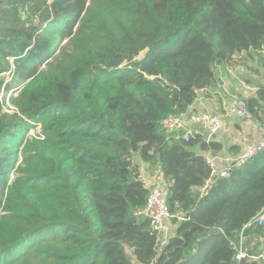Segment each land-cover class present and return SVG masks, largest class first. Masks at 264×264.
Instances as JSON below:
<instances>
[{
  "label": "trees",
  "instance_id": "trees-1",
  "mask_svg": "<svg viewBox=\"0 0 264 264\" xmlns=\"http://www.w3.org/2000/svg\"><path fill=\"white\" fill-rule=\"evenodd\" d=\"M253 52L264 0H0V264H262L235 243L264 211V152L201 196L197 148L219 145L162 123ZM244 100L264 124V85ZM142 163L170 184L164 244L137 214Z\"/></svg>",
  "mask_w": 264,
  "mask_h": 264
},
{
  "label": "crops",
  "instance_id": "crops-1",
  "mask_svg": "<svg viewBox=\"0 0 264 264\" xmlns=\"http://www.w3.org/2000/svg\"><path fill=\"white\" fill-rule=\"evenodd\" d=\"M215 75L217 83L201 91L189 110L208 112L221 116L223 119L221 131L211 138H209L210 132L208 130L200 129L198 132L204 136L207 143L214 142L218 144V150L205 151L201 150L200 146L197 150L199 153L204 154L205 158L212 155L217 156L220 164L224 165L227 158H236L245 153L252 143L259 141L264 135V124L259 123L254 118L227 116L232 98L241 97L245 99L252 97L256 93V86L258 84L264 85V58L262 59L256 52L252 54L240 53L236 55V62L233 65L217 66ZM193 129L196 130L197 126H194ZM142 169L143 174L149 176L147 166L142 167ZM156 172L159 181L163 185L159 166ZM220 178L223 177L212 178L210 175L205 185L199 189L201 196L208 194L210 188ZM166 183L168 186L170 185L167 181ZM261 214H264V211ZM257 217L244 225L240 232L239 242L235 243V246L238 253L242 242V246L249 254L248 259L264 264V223L259 224L256 221ZM176 229L177 224L173 222L172 217L169 218L166 222L165 234L161 238L166 240L175 233ZM245 229L248 231L246 234H244Z\"/></svg>",
  "mask_w": 264,
  "mask_h": 264
},
{
  "label": "built area",
  "instance_id": "built-area-1",
  "mask_svg": "<svg viewBox=\"0 0 264 264\" xmlns=\"http://www.w3.org/2000/svg\"><path fill=\"white\" fill-rule=\"evenodd\" d=\"M227 116L253 118L249 107L247 106L245 100L241 97L232 98L227 110ZM162 123L168 132L175 134L176 138H183L186 141L190 140V138L197 134L200 129L208 130L210 132L209 138H211L213 135L219 133L223 127V119L221 116L204 111L200 112L190 110L183 114L171 113L163 120ZM37 126L39 128L37 132H28L27 136L30 138L36 137L43 139L44 134L41 124H37L32 128H37ZM194 126H197L196 130L193 129ZM262 152H264V135L259 141L252 143L247 148L245 153L239 155L236 158H227L224 165H221L217 156L213 155L207 156L206 162L211 168L212 178H216L217 176L227 177L235 168L244 165L246 161ZM153 180H155V178ZM147 185L150 188V193L146 205L140 211H138L137 214L145 215L150 219L152 233L158 237L157 239L161 244H164L169 239V237L166 240H163L161 236L165 234L167 220L172 217L167 199L168 188L164 178L163 185L159 181V178H157L156 184L147 183ZM256 221L259 224H263L264 214L258 216ZM242 244L243 243L241 242L240 250L236 255L237 259L239 260L243 258L248 259L249 257L247 250L242 246Z\"/></svg>",
  "mask_w": 264,
  "mask_h": 264
},
{
  "label": "rangeland",
  "instance_id": "rangeland-1",
  "mask_svg": "<svg viewBox=\"0 0 264 264\" xmlns=\"http://www.w3.org/2000/svg\"><path fill=\"white\" fill-rule=\"evenodd\" d=\"M145 55V52H142L140 56H138L137 58H142ZM7 108H10V110H13L14 107L9 103L7 104ZM8 110V109H7ZM38 126L37 128H31L30 129V133H36L38 130ZM264 161V153L260 154L258 157H256L255 159L250 160V162L252 164H256V165H260L261 162ZM147 164H143L142 163V167L146 166ZM157 169H151L150 171H148L149 176H146L142 173V177L145 178V180L147 181V183L149 184H156L157 183V178H158V174H157ZM152 178H155V180H152Z\"/></svg>",
  "mask_w": 264,
  "mask_h": 264
}]
</instances>
